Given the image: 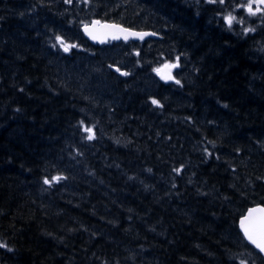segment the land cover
I'll return each instance as SVG.
<instances>
[{"label": "trees", "instance_id": "1", "mask_svg": "<svg viewBox=\"0 0 264 264\" xmlns=\"http://www.w3.org/2000/svg\"><path fill=\"white\" fill-rule=\"evenodd\" d=\"M241 4L0 0V264H264L238 228L264 205V17L229 28ZM95 19L158 38L100 46Z\"/></svg>", "mask_w": 264, "mask_h": 264}, {"label": "water", "instance_id": "2", "mask_svg": "<svg viewBox=\"0 0 264 264\" xmlns=\"http://www.w3.org/2000/svg\"><path fill=\"white\" fill-rule=\"evenodd\" d=\"M98 22V23H97ZM87 26V27H86ZM81 31L84 37L95 44L98 45H106L108 43H119V42H143L147 39H157L158 35L153 33L152 31H140L134 30L130 28H126L122 25L100 21L95 19L88 24H85ZM141 36L143 38H141ZM111 71L118 73L120 76L124 77L126 75L125 71H120L118 67L112 66L110 67ZM163 77L167 81H172L173 76L171 75L170 67H165L163 69ZM171 77V78H169ZM264 208V205H257L254 207L249 208L246 213L240 218L238 222V228L240 233L242 234L243 238L247 242L249 246L254 248L263 258L264 252H261L255 245H253L249 240L246 238L244 234V228L248 227L250 231H253L258 227L259 217L261 216L260 209ZM255 209V212L250 214V210Z\"/></svg>", "mask_w": 264, "mask_h": 264}, {"label": "snow or ice", "instance_id": "3", "mask_svg": "<svg viewBox=\"0 0 264 264\" xmlns=\"http://www.w3.org/2000/svg\"><path fill=\"white\" fill-rule=\"evenodd\" d=\"M68 2H70V0H68ZM208 2L210 3H215L217 2V0H208ZM219 3L223 4L224 0H219ZM259 3L264 4V0H259ZM247 10L250 14L255 15V13L252 11L251 5L249 4L247 6ZM256 11H260V9H256ZM235 20V17L232 15H229L227 17H225V22L228 24L229 28H231L232 22ZM98 23V22H97ZM87 27V26H86ZM247 31H254V29H246ZM141 38H143L141 36ZM74 47V45L72 46ZM68 49L65 48V51H67ZM171 78V77H169ZM177 83H179V81H177ZM153 104H156L157 101L153 100L152 101ZM87 131L91 132V129H87ZM92 137L89 136V139H91ZM56 179H60V177L56 178ZM45 184H48L49 181L46 179L44 181ZM255 209L250 210V214L252 212H255ZM261 213V216L259 217V222H258V227L256 229H254L253 231H250L248 227L244 228V234L246 236V238L249 240V242H251L253 245H255V247H257L261 252H264V208L259 210ZM2 247H6V245L2 242H0V248ZM11 250V249H9Z\"/></svg>", "mask_w": 264, "mask_h": 264}, {"label": "rangeland", "instance_id": "4", "mask_svg": "<svg viewBox=\"0 0 264 264\" xmlns=\"http://www.w3.org/2000/svg\"><path fill=\"white\" fill-rule=\"evenodd\" d=\"M242 3L243 4H241L240 6L238 5L239 7L236 5L238 7V8L236 7L237 10H233L234 15H232V16L235 17V20L241 18V15L239 16V14H238L239 11L243 12V16L245 19H246V16L256 17V15H262L264 17V4L259 3V0H242ZM249 4L251 5L252 11L255 13V15H252L248 12L247 6ZM258 8L260 9V11H256V9H258ZM262 21H264L263 18H262ZM255 23H257V22H255ZM160 71H162V70H160ZM161 74H162V72H161Z\"/></svg>", "mask_w": 264, "mask_h": 264}, {"label": "bare ground", "instance_id": "5", "mask_svg": "<svg viewBox=\"0 0 264 264\" xmlns=\"http://www.w3.org/2000/svg\"><path fill=\"white\" fill-rule=\"evenodd\" d=\"M50 7V6H49ZM57 7V6H56ZM47 8V7H46ZM57 9V8H56ZM144 42V41H143Z\"/></svg>", "mask_w": 264, "mask_h": 264}]
</instances>
